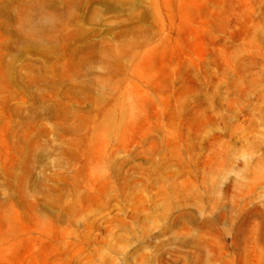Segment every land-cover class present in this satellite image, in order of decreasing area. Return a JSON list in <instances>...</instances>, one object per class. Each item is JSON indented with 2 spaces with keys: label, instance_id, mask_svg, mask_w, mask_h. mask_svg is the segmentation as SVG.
<instances>
[{
  "label": "rangeland",
  "instance_id": "obj_1",
  "mask_svg": "<svg viewBox=\"0 0 264 264\" xmlns=\"http://www.w3.org/2000/svg\"><path fill=\"white\" fill-rule=\"evenodd\" d=\"M0 264H264V0H0Z\"/></svg>",
  "mask_w": 264,
  "mask_h": 264
}]
</instances>
